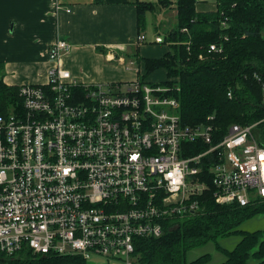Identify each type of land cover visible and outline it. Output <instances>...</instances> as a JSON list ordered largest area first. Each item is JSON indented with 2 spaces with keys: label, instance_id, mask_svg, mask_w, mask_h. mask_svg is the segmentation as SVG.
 Returning <instances> with one entry per match:
<instances>
[{
  "label": "built area",
  "instance_id": "built-area-1",
  "mask_svg": "<svg viewBox=\"0 0 264 264\" xmlns=\"http://www.w3.org/2000/svg\"><path fill=\"white\" fill-rule=\"evenodd\" d=\"M146 41L141 33L136 44ZM71 49L58 38L48 50L46 82L20 84L21 103L0 114V251L11 256L28 246L134 264L135 240L159 237L168 221L197 213L206 191L221 204L264 198V145L255 123H234L216 138L214 116L182 121L171 95L179 86L140 76L85 82L63 63ZM209 50L222 52L223 45ZM134 64L130 59L128 68L139 75ZM255 76L264 105V79ZM191 142L208 148L187 155Z\"/></svg>",
  "mask_w": 264,
  "mask_h": 264
},
{
  "label": "trees",
  "instance_id": "trees-1",
  "mask_svg": "<svg viewBox=\"0 0 264 264\" xmlns=\"http://www.w3.org/2000/svg\"><path fill=\"white\" fill-rule=\"evenodd\" d=\"M216 2V11L199 12L197 0H137L139 34L145 33L148 12L172 6L177 9L176 24L164 33L165 52L138 60H144L146 72L166 69L168 78L160 84L179 86L171 95L180 101L178 112L184 123H207L214 116L211 124L218 128L216 138L226 134L234 123H255L254 134L264 145L262 87L255 76L258 73L264 79V0ZM153 41L157 43L155 38ZM212 43H222L223 51H210ZM139 53L140 47L135 44L127 55ZM138 76L147 82L141 70ZM18 102L19 85L4 81L0 65V114L8 113ZM187 146V155L208 148L202 142ZM204 167L207 171L208 164ZM200 200L197 213L168 221L161 236L136 239V251L141 254L136 264H264V230L238 228L247 219L264 213V198L246 206L221 204L206 191ZM236 233L241 239L234 248L220 244L222 237ZM209 242H214L225 256L223 261L215 262L212 253L188 258L190 250ZM7 256L0 251V264H86L79 255L35 253L28 246L11 255L14 257Z\"/></svg>",
  "mask_w": 264,
  "mask_h": 264
},
{
  "label": "crops",
  "instance_id": "crops-1",
  "mask_svg": "<svg viewBox=\"0 0 264 264\" xmlns=\"http://www.w3.org/2000/svg\"><path fill=\"white\" fill-rule=\"evenodd\" d=\"M163 9L166 14L173 10L177 16L176 7L160 10ZM196 9L213 12L217 2L197 0ZM138 30L137 0H0V65L4 81L10 85L46 82L52 65L48 50L58 38L72 44L62 60L78 79L118 82L127 73V80H133L136 72L132 74L110 63L120 62L119 58L125 57L123 53L132 51ZM85 262L126 264L103 256H93Z\"/></svg>",
  "mask_w": 264,
  "mask_h": 264
},
{
  "label": "rangeland",
  "instance_id": "rangeland-1",
  "mask_svg": "<svg viewBox=\"0 0 264 264\" xmlns=\"http://www.w3.org/2000/svg\"><path fill=\"white\" fill-rule=\"evenodd\" d=\"M155 1V0H152ZM166 9H163L160 12L154 11V12H148L146 15L147 19V26H146V35L148 36V39L146 43L142 44L140 47V53L139 55L131 54V55H126V53H123L125 55L127 61L125 64H120L118 60L112 61L110 64L114 66L121 65L124 70L132 73L135 72L134 70H130L128 67L130 65V59L135 60L136 65L141 69V73L145 74V80L147 82H156V83H161L162 81L166 80L168 78L167 76V71L165 68H160L157 69L153 72H146V68L144 65V60H138L139 57H158L161 56L165 50H166V45L163 43H155L154 41H151V36H155L157 32H159L161 35H164L165 32H168L174 25L176 24L175 19H176V14L173 10H169V13L166 15ZM139 61V63L137 62ZM133 74V73H132ZM128 79V74L125 73L123 78H121L118 82L124 83V81H130ZM238 228L244 229V230H249V231H255L258 229L264 230V213L263 214H258L255 215L246 221H244ZM241 239V235L239 233L236 234H231L227 235L225 237H222L219 242L222 246H225L229 249H232L236 246L238 241ZM137 252V251H136ZM204 253H212L213 260L216 261H223L225 259V256L219 252L215 246L214 242H209L208 244L194 248L189 251L188 253V258L193 259L196 258L197 256L204 254ZM7 257H14V256H7ZM141 257L140 253H136V258L134 261V264L137 263V260ZM123 262V261H122ZM255 261H253V264Z\"/></svg>",
  "mask_w": 264,
  "mask_h": 264
},
{
  "label": "water",
  "instance_id": "water-1",
  "mask_svg": "<svg viewBox=\"0 0 264 264\" xmlns=\"http://www.w3.org/2000/svg\"><path fill=\"white\" fill-rule=\"evenodd\" d=\"M67 264H73V263H67Z\"/></svg>",
  "mask_w": 264,
  "mask_h": 264
}]
</instances>
